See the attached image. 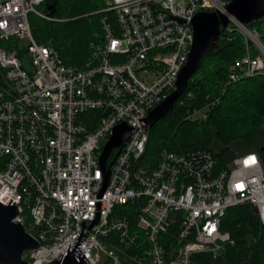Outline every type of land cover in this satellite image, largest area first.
<instances>
[{
    "label": "built area",
    "instance_id": "1",
    "mask_svg": "<svg viewBox=\"0 0 264 264\" xmlns=\"http://www.w3.org/2000/svg\"><path fill=\"white\" fill-rule=\"evenodd\" d=\"M102 1L100 36L79 69L65 66L50 41L32 37L29 14L53 21L37 10L45 0H0V40L18 46L0 48V204L16 206L13 222L38 242L23 260L50 264L72 254L86 264H193L197 255L219 258L234 244L220 228L228 209L248 204L264 226L259 155L239 154L222 169L206 150L164 149L154 168L142 159L145 120L176 90L194 16L222 12L228 2ZM224 31L227 39L237 32L245 41L224 88L264 77L258 31L233 17ZM189 98L191 92L179 104ZM209 107L192 108L187 119L205 120ZM121 123L131 128L129 138L100 195L99 158ZM130 203L138 205L134 224L114 212Z\"/></svg>",
    "mask_w": 264,
    "mask_h": 264
},
{
    "label": "trees",
    "instance_id": "2",
    "mask_svg": "<svg viewBox=\"0 0 264 264\" xmlns=\"http://www.w3.org/2000/svg\"><path fill=\"white\" fill-rule=\"evenodd\" d=\"M54 3L53 21L39 17L34 19L29 14L32 37L38 43L50 41L65 66L84 68L90 58V43L100 36L102 14L97 12L102 8L103 1L55 0ZM44 4L40 6L43 12ZM258 24L264 25V17L247 26L257 30L263 41L264 33L259 31ZM224 33V30L221 31L218 47L204 57L196 71L198 75H194L197 77L188 81L173 110L149 129L142 160L151 168L158 164L160 152L164 149L181 155L195 150L210 151L217 159V168L222 169L237 156L235 150L244 146L241 154L257 153L264 163V134L261 128L264 124V77L245 78L224 88L233 61L245 54L244 38L234 32L227 39ZM12 46L18 48L12 41L0 40V48ZM189 92L192 98L185 100L181 106L179 101ZM212 102H215L214 105H211ZM205 106H210L205 120L187 119L192 108ZM114 212L128 216L134 224L138 205L119 206ZM220 228L229 233L234 244L216 259L205 254L197 255L192 259L193 264H264V226L250 205L228 209Z\"/></svg>",
    "mask_w": 264,
    "mask_h": 264
},
{
    "label": "water",
    "instance_id": "3",
    "mask_svg": "<svg viewBox=\"0 0 264 264\" xmlns=\"http://www.w3.org/2000/svg\"><path fill=\"white\" fill-rule=\"evenodd\" d=\"M54 2L55 0L45 1L44 12L49 17L54 15ZM229 17L235 18L243 25L257 22L264 17V0H230L224 12L218 10L199 12L194 16L191 22L193 43L187 62L179 73L176 90L149 112L145 120L149 129L173 110L175 103L184 93L188 81L199 69L204 57L218 47L221 31L227 27ZM130 131L131 128L126 123L117 125L103 148L99 158V165L104 179L100 195L108 183L111 166L128 140ZM114 149H117V152L109 161ZM253 211L255 212L254 209ZM16 216V206H3L0 204V264H25L24 254L38 247V242L25 231V228L21 224L13 222ZM50 264L86 263L81 258H78L77 261L72 254H69L62 261H54Z\"/></svg>",
    "mask_w": 264,
    "mask_h": 264
},
{
    "label": "rangeland",
    "instance_id": "4",
    "mask_svg": "<svg viewBox=\"0 0 264 264\" xmlns=\"http://www.w3.org/2000/svg\"><path fill=\"white\" fill-rule=\"evenodd\" d=\"M223 2H225V1H223ZM102 7H103V6H102ZM37 10L43 12V7L37 8ZM30 16H31V18H34V19L37 18V16L34 15V14H32V13H31ZM257 28L259 29V31H261L262 33H264V25H263V24H258ZM262 35H264V34H262ZM263 41H264V39H263ZM24 63H25V65H26V67H28V63H27V62H24ZM195 73H196V72H195ZM195 73H194V75H198V73H196V74H195ZM194 75H193L190 79H195V78L197 77V76L195 77ZM262 131H263V130H262ZM263 134H264V132H263ZM243 149H245L244 146H240V147H238V148L235 150L236 155L241 154Z\"/></svg>",
    "mask_w": 264,
    "mask_h": 264
},
{
    "label": "bare ground",
    "instance_id": "5",
    "mask_svg": "<svg viewBox=\"0 0 264 264\" xmlns=\"http://www.w3.org/2000/svg\"><path fill=\"white\" fill-rule=\"evenodd\" d=\"M223 11H224V10H223ZM223 11H222V12H223Z\"/></svg>",
    "mask_w": 264,
    "mask_h": 264
}]
</instances>
